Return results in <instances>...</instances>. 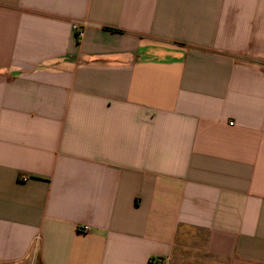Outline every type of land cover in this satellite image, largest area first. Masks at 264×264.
I'll list each match as a JSON object with an SVG mask.
<instances>
[{
	"label": "crops",
	"instance_id": "0c3cea01",
	"mask_svg": "<svg viewBox=\"0 0 264 264\" xmlns=\"http://www.w3.org/2000/svg\"><path fill=\"white\" fill-rule=\"evenodd\" d=\"M151 258L264 264V0H0V264Z\"/></svg>",
	"mask_w": 264,
	"mask_h": 264
},
{
	"label": "built area",
	"instance_id": "2783aa9c",
	"mask_svg": "<svg viewBox=\"0 0 264 264\" xmlns=\"http://www.w3.org/2000/svg\"><path fill=\"white\" fill-rule=\"evenodd\" d=\"M74 28L77 31L78 36L81 37L83 35V32L81 31L80 27L75 25ZM160 262L163 263V261Z\"/></svg>",
	"mask_w": 264,
	"mask_h": 264
},
{
	"label": "trees",
	"instance_id": "16d2710c",
	"mask_svg": "<svg viewBox=\"0 0 264 264\" xmlns=\"http://www.w3.org/2000/svg\"><path fill=\"white\" fill-rule=\"evenodd\" d=\"M160 261H162V260L151 258V260L149 261V264H163Z\"/></svg>",
	"mask_w": 264,
	"mask_h": 264
}]
</instances>
